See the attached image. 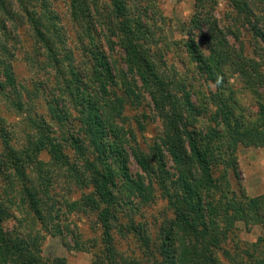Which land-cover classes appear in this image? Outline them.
<instances>
[{
	"label": "rangeland",
	"instance_id": "1",
	"mask_svg": "<svg viewBox=\"0 0 264 264\" xmlns=\"http://www.w3.org/2000/svg\"><path fill=\"white\" fill-rule=\"evenodd\" d=\"M71 1L46 0L57 16L60 31L53 36L61 45L64 74L48 63V56L36 41L27 20L21 19L18 31L8 22L10 32L5 37L1 36L4 30L0 24V39H7L11 47L16 45L12 49L15 54L6 59L14 67L20 93L7 82L4 66L0 64V219L4 229L14 239L28 242L29 256L40 259L41 264H173L172 260H176V264H188L176 258L174 250L176 246L181 247L187 255L192 244L185 219L198 227L205 222L202 218L205 216L197 208L200 201L196 199L202 197L208 201L210 196L207 198L208 191L198 184L195 186L198 178L202 179L200 166L190 147L186 155L180 151L179 155H172L165 147L163 120L141 81L126 73L128 67L119 45L112 55L117 63L115 67L111 64L116 69L124 68L126 76L118 78L115 85L108 84L109 91L100 93L101 103L110 101L108 111H104L109 123L102 129L108 138L101 141V147L92 141L88 128L95 122L83 113L87 101L77 110L71 96L65 94V77L74 79L68 67L70 62H78L79 71L83 67L94 68L88 49L91 38L108 45L107 40L116 41V36L109 24L108 0H90L96 3L92 5L95 9L92 30H87L89 22L73 18ZM129 3L131 9L140 7L138 16L142 17L147 33L141 32L139 42L151 53L158 73L169 82L182 104L191 99L193 106L187 108L195 120L191 124L188 122L189 128L204 131L203 135L211 129L218 131L220 136L225 134L223 126L211 122L206 115L209 109L216 112L220 108L216 85L205 80L207 76L200 74L197 62L185 53V26L194 12L195 1L129 0ZM230 11L229 0H218L216 15L221 24L228 22ZM3 18L0 11V20ZM18 33V43L13 44L12 37ZM241 34L244 39L243 30ZM230 39L239 46L233 36ZM250 44L245 38L248 51ZM260 48L259 55L254 57L264 75L263 44ZM231 65L228 62L224 70L240 96L243 111L238 113L250 124L241 135L253 134L250 137L226 135L233 146L231 149L212 147L210 150L204 146L206 141L200 139L197 142L202 147L198 145L197 148L207 155L209 169L222 189L226 181L223 176L228 174L232 193L217 190L215 202H219L221 193L241 199L245 192L258 200V209L263 211L262 102L246 87L239 70L232 69ZM76 82L73 88L78 87ZM80 90L85 94L83 86ZM259 90L264 95V88ZM96 91L97 87L90 90L92 95H96ZM117 131L124 135L122 148L128 153L126 172L130 177L123 174L115 159L106 157L109 151L121 148L113 144ZM51 143L58 146L51 147ZM134 149H141L148 155L153 163L151 171H144L136 162L132 155ZM157 150H162L163 165L155 163ZM94 169L107 176L114 172L111 203L101 196ZM30 193L38 205L36 210L32 207ZM105 209H110L107 225L103 218ZM230 211L233 218L227 227L223 216L220 221L216 218L219 231L227 232L214 249L213 262L199 264H256L264 258V245L257 250L254 247L264 234L263 217L253 212L241 220L235 208ZM180 214H183L181 219ZM216 227L213 229L218 231ZM108 247L113 252L111 256Z\"/></svg>",
	"mask_w": 264,
	"mask_h": 264
},
{
	"label": "trees",
	"instance_id": "2",
	"mask_svg": "<svg viewBox=\"0 0 264 264\" xmlns=\"http://www.w3.org/2000/svg\"><path fill=\"white\" fill-rule=\"evenodd\" d=\"M194 1V12L192 13L190 21L185 26V53L190 55L193 62H197L200 74L207 76L205 80H209L208 83L210 85H216L215 90L219 93V97L216 100L220 108L216 112L209 109L206 115L211 122L223 126L226 131L225 134H221L220 136L218 131L211 129L210 132H206L203 135L204 131H196L189 128L188 122L191 124V121L193 122L195 120L192 111L187 108L193 106L190 103L191 99H188L186 104H182V100L170 88L169 82L158 73L157 64L152 59L151 53L139 42L141 32L144 31L147 33V27L143 23L142 17L138 16L140 7L133 5L134 9L133 7L131 9L129 0H108L111 13V23L109 24H111L114 36H116V41L108 39V45H106L102 42L97 43L94 37L90 39V47L88 49H90L89 51L92 55L94 68L90 70L81 65L83 68L79 71L77 68L78 62H70L68 67H71L70 71L74 75V79L69 80L65 77V94L71 96L73 105L76 106L77 110H81V107L87 101L85 103V109L82 108L83 113L88 114V117L90 116L95 122L94 125L89 126L88 134L92 135V141L98 146L101 147V141L104 142L108 138V134L104 133L102 129H105L109 123L104 115V111H108L109 107L107 105L110 103L108 99L106 101L103 100V103H101L100 93L102 91H109L107 89L108 84L115 85L118 83V78L120 79V77L122 78L123 75L126 76V73H128L133 75L135 80L141 81L148 91L151 102L159 117L162 118L165 147H168L172 155H179V151L186 155L190 147L195 162L200 166V177L202 178H198L195 186L198 184L199 188L207 190V198L210 196L212 199L209 198L208 201L202 197V199L200 197L196 199L200 201L197 208L205 216L202 217L205 220L203 225L198 227L193 221L185 219V224L192 238V244L189 247L188 253L185 251L187 255L181 251V247L177 246L174 250V255L176 258L178 257L182 260V262L186 261L188 264L213 262L214 249L218 248L222 237L227 232L226 230L219 231V228L216 227V218L220 221V216H223L224 226L227 227L232 223L231 219L233 217L230 215L232 214L230 211L231 208H235L236 212L241 214V220H244V217L250 216L253 212L261 215V218L263 217L264 219V210L260 211L258 209V200L252 198L245 192L243 194L246 195H242L241 199H233L234 197H229V195H223L221 193L222 195L218 199L219 202H215L216 200L214 198L219 193L217 190L222 189V186L213 177L212 170L209 169L208 163L210 161H207V155L197 148L201 146L197 142L200 139L206 141H203L204 146L210 150L213 149L212 147H220L221 149H223L222 147H228L231 149L230 147L233 146L226 135L250 137L253 134L241 135V131L249 129L250 127L246 126H250V124H247L244 119L245 117L238 113V111H243V106L239 100L240 96L238 91L232 87L227 73L224 70L228 62L232 64V69L239 70L238 73L246 87L253 91L257 98L261 99V111L264 116V95L259 90L264 88V75L258 66L256 57H254V55H259L260 45L263 44L264 46V0H229L231 11L228 15V22L224 24H221V20L216 15L218 0ZM95 4L94 1L90 2V0L71 1L73 18L81 20L82 23L84 21L89 22L87 30H92L93 11L95 10L92 5ZM0 11L4 16L0 20L1 27L4 30L1 35L2 37H5L10 32L8 22H11L18 31L20 26L18 23H20L21 19L27 20L36 41L41 44L46 56H48V63L54 64L59 72H63L62 74H64L62 70L63 58L60 56L61 45L53 36L60 31L58 21H56L57 16L51 10V6L46 0H15V3L12 0H0ZM242 30L243 35L246 36H243L244 39L241 34ZM230 36L234 37V40L239 43V46L232 43ZM245 38L249 39L251 43L250 51L246 49ZM18 39L19 33L16 37H12L13 44L18 43ZM116 45H119L124 52L123 60L128 67L127 72L124 71V68H114V63L117 62L114 57L112 58V55L116 50ZM13 48H16V45L11 47L7 39L4 41L0 39V64L4 66V75L7 77V82L13 88L15 87L16 92L20 94L16 87L14 67L6 59L8 56L11 57L15 54L12 52ZM111 63H113L114 67ZM77 77L79 79L76 82ZM126 78L130 80L128 75ZM260 81L261 83H258ZM75 82L78 83L77 88H73ZM80 86L84 87L85 94H82ZM96 87L98 91H96V95H92L90 90H96ZM213 99L215 101L214 95ZM78 100L80 103H77ZM77 104L79 105L77 106ZM16 105L19 108L21 106L18 102H16ZM56 105L57 108L60 107L58 101ZM88 121L90 120L88 119ZM123 139L124 135L121 131H117L113 139V144L114 147L121 148L120 150L118 148V151H109L106 157L115 159L120 165V170H123V174L130 177L126 172L129 157L128 153L122 148L124 147ZM57 146V144L51 143V147ZM132 155L144 171L152 170L153 163L144 151L134 149ZM155 155V163L157 166L163 165L162 150H157ZM230 164V166H234L233 163ZM93 171L95 183L99 185L101 196H103L105 202L111 203L113 201L111 185L114 179V172H111L107 176L99 170L94 169ZM123 174L122 177H124ZM223 177L226 180L225 188L222 189L223 192L227 194L232 193L230 191L228 174L226 173ZM30 197L32 199V207L34 209L38 208L37 203L33 201L34 195L32 193H30ZM223 200L226 201L223 202ZM176 208L179 207L177 206ZM219 210L221 213L218 212ZM109 212L110 209H105L103 214L106 225L108 221L107 214ZM181 212L183 213L182 210ZM182 216L183 214L179 215L180 219ZM213 227L218 228V231L214 230ZM218 236H220V239H218ZM262 245H264V234L254 243L255 250L259 249ZM29 252L30 245L28 242L23 239H14L9 235L5 231L0 219V264H41V260L30 257ZM107 252L110 256L113 254L109 247ZM205 253L208 254V257L205 256ZM175 261L172 260L173 264H176ZM256 264H264V258L259 259Z\"/></svg>",
	"mask_w": 264,
	"mask_h": 264
}]
</instances>
